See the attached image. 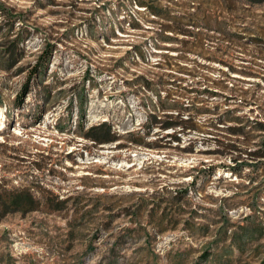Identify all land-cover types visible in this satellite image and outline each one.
Instances as JSON below:
<instances>
[{
	"label": "rangeland",
	"instance_id": "rangeland-1",
	"mask_svg": "<svg viewBox=\"0 0 264 264\" xmlns=\"http://www.w3.org/2000/svg\"><path fill=\"white\" fill-rule=\"evenodd\" d=\"M150 1L0 0L11 16H19L12 37L25 31L21 59L10 70L0 65V185L29 187L37 197L72 198L69 208L75 203L99 208L94 224L85 218L70 224L69 210L7 215L0 221V264H258L264 257V232L246 240L242 251L229 239L230 232L251 223L264 231V171L245 167L241 176L233 175L219 165L230 164L228 159L210 154L216 145L201 138L193 153L184 154L124 141L95 145L80 136L77 94L85 104V127L108 121L119 134L150 132L146 141L156 138L157 128L149 131L156 100L138 85L139 75L154 82L160 76L175 80L174 87L182 89L193 79L176 72V66L197 61L211 68L209 77L227 79L229 87H264V52L256 51L252 41L264 36V3L154 0L168 6L170 15L183 16L189 3L212 16L207 31L212 48L196 54L187 52L181 35L155 39L163 21L139 6ZM9 23L0 17L4 46ZM221 31L229 41H222ZM215 43L223 44L225 55ZM40 55L47 59L44 72L31 81L28 74ZM219 61L234 64L237 71ZM157 62L167 66H153ZM230 93L225 89L218 99L233 104L225 100ZM259 94L264 100V90ZM257 106L239 107L236 114L264 120V106ZM189 138L196 137L181 135L180 145ZM211 164L217 165L215 172L201 173ZM187 173L199 176L190 194L193 208L206 216L202 224L209 225L208 236L191 235L182 225L159 234L147 222L149 207L140 208V200L161 198L166 184L191 183ZM225 215L227 240L216 239ZM101 222L107 230L99 227ZM206 249L211 256L204 259Z\"/></svg>",
	"mask_w": 264,
	"mask_h": 264
},
{
	"label": "trees",
	"instance_id": "trees-1",
	"mask_svg": "<svg viewBox=\"0 0 264 264\" xmlns=\"http://www.w3.org/2000/svg\"><path fill=\"white\" fill-rule=\"evenodd\" d=\"M249 5L262 4L264 0H242ZM139 6L145 7L150 15L157 17L163 22L156 30L155 39L177 40L175 36L181 35V42L189 44L187 52L199 54L208 48H212L209 41L213 42V36L207 34L211 30V15L206 14L204 10L194 4L187 3L183 16L170 15L169 7L162 8L156 5V2H140ZM193 9V11H190ZM0 17L10 20L7 25L5 36L8 43L0 42V65L3 69L10 70L17 60L21 59L23 51L20 50L19 45L23 44L25 35L24 30H18L13 35L14 24L18 21L19 16L15 18L11 16L8 8L0 5ZM218 28L216 29L219 31ZM223 29V28H222ZM206 31V32H204ZM170 33L171 35H169ZM224 35L222 41H229L228 34L225 31L219 32ZM233 35V34H232ZM234 35H238L235 34ZM191 38V39H189ZM254 47L256 51L264 52V36L254 38ZM216 51L223 52V44L215 43ZM227 48V47H226ZM47 51V49L45 50ZM136 56L145 61L144 55L141 52L136 53ZM47 61L42 55L39 56L37 64L33 66L28 74V79L33 80L44 72V63ZM264 61V60H263ZM227 70L237 71L234 64L228 62H218ZM165 63L157 62L153 64L155 67H163ZM167 66V65H166ZM179 73H183L193 79L192 84L188 87L181 86L174 87L175 80L170 81L164 79L162 76L157 78V81H151L145 76H138V85L151 91L155 97V103L150 109V127L149 131L157 128L153 133L155 139L153 141H146V136L150 132L132 131L124 134L116 132L108 121H101L96 124L85 127L84 114L85 104L82 95L77 94V109H78V131L80 136L93 142L95 145L111 144L117 141H124L125 145L133 146H147L149 148H168L177 149L180 153H193V144L199 141H210L216 145V149L210 154L217 157L228 159L230 164L221 162L219 165L230 171L233 175L241 176L245 167H254L255 171H264V120L260 118H249L239 116L236 114L239 107L248 105L264 106L263 95L259 94L260 90H264L259 84L258 89L244 88L240 84H232L229 87L227 79L211 78L208 72L211 68L208 65L193 62L191 67L176 66ZM170 69V68H168ZM172 70V69H170ZM169 76L171 73L169 72ZM171 78V77H169ZM264 81V79H263ZM171 85V87H168ZM228 89L231 93L225 97L227 101L222 102L218 98L220 93ZM19 102L23 100L18 98ZM152 101V100H151ZM1 105V102H0ZM237 105L232 108L225 106ZM261 110L264 112L263 108ZM204 117L205 119H202ZM194 134L196 138H189L186 146H181V135L187 136ZM177 142V144H173ZM205 143V142H203ZM251 161V162H250ZM256 161V162H254ZM254 162V163H252ZM261 164V166H260ZM217 165H208L206 170L201 173L212 174L215 172ZM192 175V174H186ZM197 175H192L191 183H177L166 184L163 186L165 193L161 198L151 197L147 200H140V208L149 207L145 210L147 222L156 229L160 234L169 229H176L182 225L184 230L189 234H200L208 236L209 225L202 224V219H205V214L200 211V208H193L194 202L190 191L196 188L198 180ZM100 198H109L106 195H99ZM72 198L58 199L56 196L53 199L49 197H37L29 187L24 188H8L0 185V221L10 214L26 215L35 211H43L51 213L56 211L69 210L72 223L81 222L83 218L88 223H95V213H99V208L93 205L89 208L85 206H78L79 204H71L69 202ZM196 207V206H195ZM200 207V206H198ZM104 210V209H103ZM102 216V215H100ZM229 219L224 218V222L216 233L218 239L227 240L229 233L228 226ZM101 229L107 230L103 222L100 223ZM136 229H130L129 232H134ZM263 229L258 224L251 223L250 226H240L238 230L230 232L231 244L236 243L238 251L244 248V242L254 237H260L263 234ZM232 245L226 246L227 251H231ZM211 256L208 249L203 253L202 258L207 259ZM7 257V256H6ZM3 258V257H2ZM264 264V257L258 262Z\"/></svg>",
	"mask_w": 264,
	"mask_h": 264
}]
</instances>
